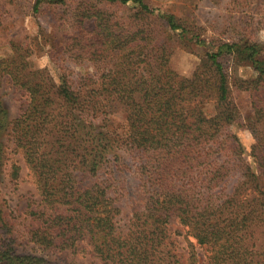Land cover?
<instances>
[{
    "label": "trees",
    "instance_id": "1",
    "mask_svg": "<svg viewBox=\"0 0 264 264\" xmlns=\"http://www.w3.org/2000/svg\"><path fill=\"white\" fill-rule=\"evenodd\" d=\"M94 1L128 11L127 4L136 6L115 19L86 5L71 12L79 52L102 56L97 45L112 52L103 82L108 87L95 95L73 86L66 75L53 84L43 70L28 72L17 46L0 58V81L7 77L28 96L27 108L11 121L0 106V133H12L39 194V207L29 211L28 241L46 252L73 251L84 242L107 264H198L191 243L185 257L177 251L169 227L176 220L183 234L205 250V264H264V134L253 130L248 163L234 131L240 119L219 60L223 53L248 51L257 74L238 89L248 91L255 121L262 123L264 49L222 43L207 54L212 76L196 71L182 77L168 67V50L153 42V31L143 23L155 11L144 0ZM38 5L39 0L35 10ZM162 17L169 29L182 28L173 15ZM85 21L93 28L85 29ZM94 96L104 103V114H121V123L100 132L97 142L78 145L74 127L77 120L85 123L94 116ZM56 98L57 113L52 108ZM207 101L214 106L210 117L202 108ZM4 158L0 142V164ZM129 167L136 183L124 215L126 186L115 183L114 173L125 174ZM18 172L12 164V179ZM4 207L0 201V264H52L37 254L16 252Z\"/></svg>",
    "mask_w": 264,
    "mask_h": 264
},
{
    "label": "rangeland",
    "instance_id": "2",
    "mask_svg": "<svg viewBox=\"0 0 264 264\" xmlns=\"http://www.w3.org/2000/svg\"><path fill=\"white\" fill-rule=\"evenodd\" d=\"M37 0H0V58L12 54L14 46L22 54L26 70L34 72L43 70L47 79L53 84L60 82L61 76L66 75L74 81L73 86L90 94L99 88H106V76L113 58L111 50H102L96 46V54L89 58L79 52V46L73 38V22L70 18L75 7L86 5L105 11L117 18L129 15L136 8L129 3L131 9L110 3H97L94 0H69L59 3L56 0H39L37 10L34 3ZM155 11L143 17V23L149 24L153 31L157 45L163 44L169 52L168 67L182 77H191L196 71L204 78L213 75L207 54L216 52L222 43H238L264 49V0H144ZM173 15L182 28L171 30L165 24L163 15ZM143 15V14H142ZM115 17V18H114ZM112 20V19H111ZM93 22L85 21L84 28H93ZM85 54V55H84ZM248 51L242 53H223L219 58L223 71L227 77V86L230 90L229 98L235 109L240 126L235 133L244 149L245 160L252 164L249 155L250 146L254 143V131L264 134V121L257 123L251 107V98L248 91L238 89L240 83L256 76L252 63L247 59ZM77 84V85H76ZM104 85V87H103ZM264 100V93L261 96ZM95 111L92 118L88 117L93 125L87 126L88 121H76L74 136L76 144L84 146L98 140L100 132L115 129L121 123V114H104V103L101 98L94 96ZM28 105L27 91L13 83L7 77L0 81V106L11 121L19 117ZM52 108L55 112L61 110L56 98ZM207 117L214 114L211 101L202 104ZM106 118V119H103ZM86 126V127H85ZM51 128V126H50ZM10 130V129H9ZM100 138V136H99ZM0 142L3 143L5 158L0 164V201L5 202L4 212L12 223V234L15 238L13 247L17 253H31L44 257L52 264H107L96 257L89 245L84 242L73 251L46 252L36 249L28 241L30 228L29 211L39 207V194L34 177L26 165L22 153L13 145L12 133H0ZM111 157V156H110ZM108 158V160L110 159ZM123 159L130 164L126 156ZM111 162V159L109 160ZM19 168L18 177L14 180L10 176L11 166ZM131 168L125 174L114 173L116 184H125V194L122 197V211L128 213L132 206V195L135 188V179ZM103 175L104 172L99 173ZM172 239L175 240L177 251L186 255L189 243L194 246L200 256L198 264H205V250L199 247L192 238L185 236L176 220L170 222ZM180 232L179 235H176ZM175 233V234H174ZM256 237L260 235L257 233Z\"/></svg>",
    "mask_w": 264,
    "mask_h": 264
}]
</instances>
